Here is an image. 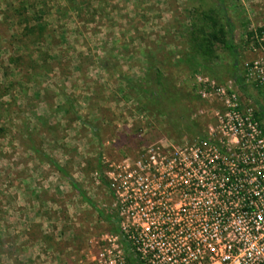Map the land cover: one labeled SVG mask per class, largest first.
<instances>
[{
	"label": "rangeland",
	"instance_id": "rangeland-1",
	"mask_svg": "<svg viewBox=\"0 0 264 264\" xmlns=\"http://www.w3.org/2000/svg\"><path fill=\"white\" fill-rule=\"evenodd\" d=\"M211 1L214 3L210 2V7L223 27V37H228L235 47L238 69L234 75L218 67L228 65L233 59L220 43L214 46L213 65L217 66L214 71L190 73L175 62L174 56L185 47L184 28L188 23L190 0H0V264L34 263V258L23 254L30 243L26 232L40 233V222L30 224V213L24 211L31 205L26 200L28 167L45 166L43 170L48 173L47 182L51 185L38 197L51 194L50 199L57 203L56 207L47 205L50 216L45 223L46 242L61 250L75 246L77 256L71 257L74 263L98 264L90 259V250L96 251L102 245L104 234L112 232L110 224L83 201L65 176L47 165L40 154L30 151V144L37 148L43 144L40 127L32 125L41 101L36 92L40 87L56 85L58 72H71L76 65L70 64L69 54L74 52L80 56L82 64L76 70L79 73H83L88 63L100 65L122 72L125 86L145 76L148 67H158L162 82L168 87L163 100L169 107L174 106L176 112L178 109L184 112V117L177 120L182 126L187 122L195 126L193 132L177 138L179 133L173 131L172 120L168 122L155 109L147 108L141 92L129 87H126L125 100H121L123 95L119 98V108L116 106L111 111L105 105L97 114L87 112L86 106L80 105L78 112L70 107V112L57 116L59 109L51 100L53 96L47 95L51 100L48 102L54 106L55 115L51 120L63 117L68 121L64 127L53 122L51 135L82 139L79 143L67 141L64 147L59 145L60 151L67 152L59 164L104 213L112 216L118 228L123 216L105 179L108 164L127 157L133 160L152 143L159 149H167L169 144L204 137L209 127L217 123L215 113L223 108L217 97L201 96L199 88L204 85L203 79L231 86L241 104L252 106L264 124L261 112L264 92L243 78L244 63L252 55L249 41L254 17H248V2ZM157 89L162 91L160 86ZM95 91L99 99H105L109 93L108 90L102 93L99 87ZM50 145L53 149L58 144ZM43 176L46 175L38 169L34 182L40 183ZM191 218H195V213L189 218V225L193 222ZM193 223L191 233L197 237L205 224L197 220ZM163 224L154 223L150 231L162 238ZM51 235L62 239L57 241ZM202 240L206 246L205 237ZM184 242L182 238L181 246ZM157 246L159 254L150 255L148 264H182L176 256L179 251L173 249L170 255L164 240L159 239ZM247 250L253 254V244ZM200 252L188 251L183 262L194 264L200 259ZM19 254L22 255L19 257ZM135 256L138 255L126 258L133 262Z\"/></svg>",
	"mask_w": 264,
	"mask_h": 264
},
{
	"label": "built area",
	"instance_id": "built-area-1",
	"mask_svg": "<svg viewBox=\"0 0 264 264\" xmlns=\"http://www.w3.org/2000/svg\"><path fill=\"white\" fill-rule=\"evenodd\" d=\"M251 32L252 55L243 78L264 92V31ZM202 83L201 96L217 97L223 108L204 137L167 149L152 143L133 160L108 164L105 179L123 220L118 232H106L102 245L91 248L92 261L148 264L150 255L159 254L161 239L170 255L179 251L182 264L192 250H202L194 264H264V124L231 86L208 78ZM192 213L191 221L205 224L197 237L191 233L194 223L188 224ZM156 222L164 223L162 238L150 231ZM250 244L253 254L247 250ZM129 255L138 256L129 262Z\"/></svg>",
	"mask_w": 264,
	"mask_h": 264
},
{
	"label": "crops",
	"instance_id": "crops-1",
	"mask_svg": "<svg viewBox=\"0 0 264 264\" xmlns=\"http://www.w3.org/2000/svg\"><path fill=\"white\" fill-rule=\"evenodd\" d=\"M247 2L249 6H246L248 17H254V19L252 18V21L254 22L251 23L250 27L253 29L264 25V0H247ZM69 55L70 56H68L67 59L70 60V64L72 63L76 65L71 69V72H58L57 79L59 82L57 81L56 85H46L40 87L36 92V95L41 98V101L39 102V107L36 108L34 112L36 113V120L35 124H33V120L32 125H35V127H40V141L43 144L42 148H37L34 144H30V151L35 152L36 154H40L41 158L44 159L47 165H50V163L45 158L46 156L53 159L57 164H59V159L62 158V156H66L67 152L64 150L60 151L59 145L61 147H64V144L68 143L67 141L79 143L82 140L81 138H79V136L64 135L54 138L51 135L52 132L50 130V127L52 126L53 122L58 123V125L60 126H66L68 121L63 117H61V119L59 120L58 117L54 121L51 120V117L55 115L54 111L52 110V107L54 106L49 103L48 100H52V102L54 101V103H56L57 106L55 104L54 105L58 107L57 109H59V113L57 116H63L67 112H70V107L72 108V110H77L78 108H80V105H85L87 112H93L97 114V112L100 113V111L106 106L110 108L111 111H114L116 106H118L119 108V98L123 95L122 97L124 98H121V100H125L126 95L124 94L125 92H127L126 89L128 88V86H125L126 81L123 78L122 72L113 69H105L103 66L91 65L88 63L87 66L83 68V73H79L76 70H78V67H80V64H82L80 62V56H75L74 52L72 53V55ZM97 87L102 90V93H104V91L106 92L107 90L109 91V93L106 94V100L99 99L100 97L97 98V91H95ZM49 93H51L53 96L51 100L50 97L47 98V95H49ZM53 143L58 145L52 149L50 148V144ZM59 165L63 166L61 164ZM38 169H40L41 173L46 176H43L40 183H35L33 177L34 174L38 172ZM43 169H45V166L43 165H41L40 168L32 166L30 168H26L25 171V181L28 180V185H26V200H28V202H30L29 204L31 205L30 207L27 206L24 211L30 213L29 215L32 218L31 219L30 217H28L30 218V224L40 222V233L36 231L37 233H34V235H32V233H29L28 231L26 232V237L30 240V243L24 249L23 254H25L28 258H34V263L32 264H77L72 262L71 259V257L77 256V248L75 246H69L61 250V247L56 246L55 244L52 245L45 240V235L48 233V228H45V223L48 221V217L50 216V212L48 210L49 206L47 205L56 207L57 203L54 201V199H50L51 194L42 196L40 198L38 197L40 196V194L44 193V191L48 190L47 188L51 185L47 182L48 173H46ZM34 211H36V214L34 213ZM63 234L65 235V232L62 233V236ZM51 236H54V239L57 241L62 239L57 235ZM21 255L22 254H19L17 256L20 257Z\"/></svg>",
	"mask_w": 264,
	"mask_h": 264
},
{
	"label": "trees",
	"instance_id": "trees-1",
	"mask_svg": "<svg viewBox=\"0 0 264 264\" xmlns=\"http://www.w3.org/2000/svg\"><path fill=\"white\" fill-rule=\"evenodd\" d=\"M211 0H190L188 11V23L184 28L185 47L183 50L176 53L174 60L177 64L183 65L190 73H200L206 71H214L217 69L213 65L214 46L217 43L221 44L222 49L233 56L231 62L218 66L220 70L229 72L234 75L237 71L236 52L235 47L231 44L228 37H223V27L210 7ZM229 25V24H228ZM257 30L264 31V26L257 28ZM228 34V31H227ZM134 81V82H133ZM130 82L129 88L141 92L142 96L146 98L145 105L147 108L155 109L162 114L170 125L173 131H178L179 137L188 134L194 127L190 124L182 126V123L177 121L184 117V112L180 109L176 112L168 103L163 100V93L167 92V86L162 82V73L158 67L150 66L145 72V76ZM158 86L162 91H158ZM170 90V89H169ZM164 91V92H163ZM177 95V94H176ZM167 103V104H166ZM261 112L264 113V108L261 107ZM175 113L177 115H175ZM193 132V131H192ZM47 161L60 174L65 176L70 185L80 194L84 202L90 205L98 214L99 218H104L111 227L112 232H118L117 222L112 219L110 214L104 213L99 206L89 198L81 187L71 178L65 171L63 166L57 164L53 159L46 156Z\"/></svg>",
	"mask_w": 264,
	"mask_h": 264
}]
</instances>
